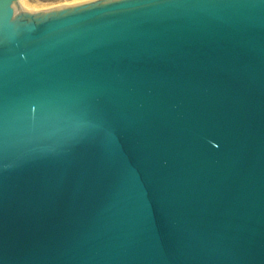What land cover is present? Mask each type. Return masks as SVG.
<instances>
[{"label": "water", "instance_id": "obj_1", "mask_svg": "<svg viewBox=\"0 0 264 264\" xmlns=\"http://www.w3.org/2000/svg\"><path fill=\"white\" fill-rule=\"evenodd\" d=\"M0 0V264H264V0Z\"/></svg>", "mask_w": 264, "mask_h": 264}, {"label": "bare ground", "instance_id": "obj_2", "mask_svg": "<svg viewBox=\"0 0 264 264\" xmlns=\"http://www.w3.org/2000/svg\"><path fill=\"white\" fill-rule=\"evenodd\" d=\"M88 1H91V0H66L65 2H63L59 5H56L55 7L68 6V5H73V4H78V3L88 2ZM16 4L20 9L26 10V11H40V10L46 9V8H44V6L43 7H40V6L37 7V6H34L35 4L31 5L27 2H25V0H17ZM51 8H53V7H51Z\"/></svg>", "mask_w": 264, "mask_h": 264}, {"label": "rangeland", "instance_id": "obj_3", "mask_svg": "<svg viewBox=\"0 0 264 264\" xmlns=\"http://www.w3.org/2000/svg\"><path fill=\"white\" fill-rule=\"evenodd\" d=\"M66 0H25V2L37 6V7H43L48 9L49 7H55L56 5H59L63 2H65ZM53 5V6H52Z\"/></svg>", "mask_w": 264, "mask_h": 264}]
</instances>
